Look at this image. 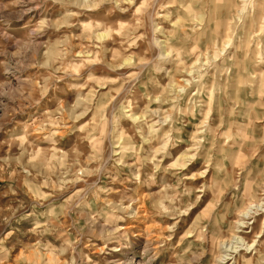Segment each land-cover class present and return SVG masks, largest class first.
Returning <instances> with one entry per match:
<instances>
[{
    "label": "rangeland",
    "instance_id": "374dc122",
    "mask_svg": "<svg viewBox=\"0 0 264 264\" xmlns=\"http://www.w3.org/2000/svg\"><path fill=\"white\" fill-rule=\"evenodd\" d=\"M0 264H264V0H0Z\"/></svg>",
    "mask_w": 264,
    "mask_h": 264
},
{
    "label": "bare ground",
    "instance_id": "6f19581e",
    "mask_svg": "<svg viewBox=\"0 0 264 264\" xmlns=\"http://www.w3.org/2000/svg\"><path fill=\"white\" fill-rule=\"evenodd\" d=\"M242 213H243V212H242ZM250 245H251V244H250ZM220 256H221V255H220ZM219 259L222 260V259H224V258H223V256H222V257H220ZM219 259H218V260H219ZM220 262H222V261H220Z\"/></svg>",
    "mask_w": 264,
    "mask_h": 264
}]
</instances>
